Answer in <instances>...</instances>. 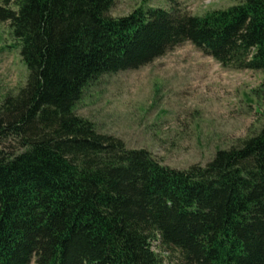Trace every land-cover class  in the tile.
Wrapping results in <instances>:
<instances>
[{"label":"trees","instance_id":"1","mask_svg":"<svg viewBox=\"0 0 264 264\" xmlns=\"http://www.w3.org/2000/svg\"><path fill=\"white\" fill-rule=\"evenodd\" d=\"M113 2L0 0L27 71L0 103V264H264V123L177 170L74 112L92 81L185 42L264 72V0L111 18Z\"/></svg>","mask_w":264,"mask_h":264},{"label":"rangeland","instance_id":"2","mask_svg":"<svg viewBox=\"0 0 264 264\" xmlns=\"http://www.w3.org/2000/svg\"><path fill=\"white\" fill-rule=\"evenodd\" d=\"M234 3L114 0L107 15L120 18L139 7H154L203 16ZM26 77L8 22L0 23V103L16 94ZM74 112L99 133L123 141L127 149L148 151L163 166H205L217 150L238 145L263 125L264 72L223 67L185 42L139 69L92 81ZM152 249L163 258L168 255L157 243Z\"/></svg>","mask_w":264,"mask_h":264}]
</instances>
